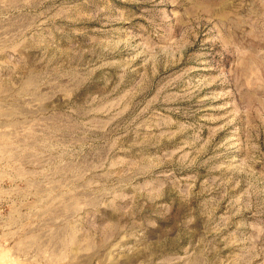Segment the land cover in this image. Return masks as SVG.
<instances>
[{
    "label": "rangeland",
    "instance_id": "374dc122",
    "mask_svg": "<svg viewBox=\"0 0 264 264\" xmlns=\"http://www.w3.org/2000/svg\"><path fill=\"white\" fill-rule=\"evenodd\" d=\"M0 264H264V0H0Z\"/></svg>",
    "mask_w": 264,
    "mask_h": 264
}]
</instances>
